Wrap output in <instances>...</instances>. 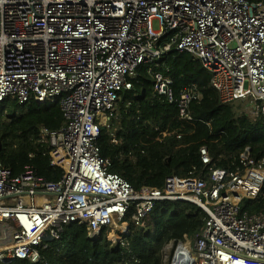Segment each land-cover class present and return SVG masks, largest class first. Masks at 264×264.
<instances>
[{
    "label": "built area",
    "instance_id": "2783aa9c",
    "mask_svg": "<svg viewBox=\"0 0 264 264\" xmlns=\"http://www.w3.org/2000/svg\"><path fill=\"white\" fill-rule=\"evenodd\" d=\"M175 51L199 61L210 84L176 68L189 85L176 124L152 142H165L160 155L196 137L205 143L200 152L207 167V144L223 134L191 107L204 97L199 85L206 98L213 87L222 103L244 102L240 114L264 120V0H0V103L58 102L63 113L55 128L40 126L60 180L47 179L32 165L20 175L0 165V262L44 261L42 252L68 224H85L97 241L125 223L133 207L132 219L141 226L157 203L176 202L198 207L207 218L189 245L185 234L186 243L164 249L165 264H176L181 247L192 264H264V163L249 148L243 167L233 172L211 168L169 176L163 188L139 193L111 173V160L102 156L103 125L112 120L121 128L122 92L134 89L143 65H149L153 98L176 101L172 70H162ZM130 136L113 133L109 144L122 149Z\"/></svg>",
    "mask_w": 264,
    "mask_h": 264
},
{
    "label": "trees",
    "instance_id": "16d2710c",
    "mask_svg": "<svg viewBox=\"0 0 264 264\" xmlns=\"http://www.w3.org/2000/svg\"><path fill=\"white\" fill-rule=\"evenodd\" d=\"M166 58L171 59L162 70L167 66L172 70L169 75L176 81L173 86L176 101L171 103L158 95L153 98L154 82L148 72L149 65H143L134 80V89L122 92L121 128L116 130L112 124L111 133L109 128H104L99 140L102 156L111 160L110 172L127 179L139 193L145 187L163 188L169 176L186 178L211 168L233 172L238 166L243 167L242 155L248 148L255 161L264 163V120H252L236 111L232 104L222 103L213 87L208 86L206 98L202 85L197 91L204 97L194 99L191 107L212 122L217 133L223 134L221 141L207 144L212 164L204 166L200 150L205 143L196 137L184 140L188 146L179 151L170 149L166 154H157L165 142L152 140L160 131L176 124L181 93L189 85L187 78L180 77L175 69L186 70L188 78L210 84V74L190 54L175 51ZM43 106L32 101L20 104L12 98L0 103V165L14 175H20L26 165H32L42 176L58 181L62 172L52 164L50 147L43 142L40 126L55 128L62 123L63 113L58 102ZM113 133L118 138L131 134L122 149L109 144ZM226 142L227 148L223 145ZM133 214L134 207L125 220L128 232L121 234L123 239L118 244L108 240L104 232L99 240L92 241L85 224L72 223L65 226L59 240L50 242L42 252L44 261L18 259L11 264H165L164 249L172 244L174 251L185 241L183 236L198 233L207 218L198 207L176 202L157 203L141 226L135 224Z\"/></svg>",
    "mask_w": 264,
    "mask_h": 264
},
{
    "label": "rangeland",
    "instance_id": "374dc122",
    "mask_svg": "<svg viewBox=\"0 0 264 264\" xmlns=\"http://www.w3.org/2000/svg\"><path fill=\"white\" fill-rule=\"evenodd\" d=\"M154 26H155V28H158V22L157 21L154 22ZM51 104L52 103H49V105H51ZM233 106H234L235 110L237 111L238 107L239 106H243L244 107L245 103L244 102H235L233 104ZM118 107L121 108V103H119ZM114 112L117 113L118 111L115 110ZM112 124H113V122H112V120H110L109 126L106 127V128H109V133H111L113 128H114L113 126H111ZM127 229L128 228H127L126 223H122V224L115 225V226H113L111 228H108L107 230H105L103 232L106 234L107 237H110L112 242H116L118 244L123 239L121 234L123 235L124 233H127L128 232ZM187 241H188V245H189L192 242L191 237H189V240H187ZM183 243H186V242H183Z\"/></svg>",
    "mask_w": 264,
    "mask_h": 264
},
{
    "label": "water",
    "instance_id": "95a60500",
    "mask_svg": "<svg viewBox=\"0 0 264 264\" xmlns=\"http://www.w3.org/2000/svg\"><path fill=\"white\" fill-rule=\"evenodd\" d=\"M105 128V125H103ZM183 246V245H182ZM176 264H192V259L190 254L184 247H181L177 252V262Z\"/></svg>",
    "mask_w": 264,
    "mask_h": 264
},
{
    "label": "bare ground",
    "instance_id": "6f19581e",
    "mask_svg": "<svg viewBox=\"0 0 264 264\" xmlns=\"http://www.w3.org/2000/svg\"><path fill=\"white\" fill-rule=\"evenodd\" d=\"M186 250V249H185Z\"/></svg>",
    "mask_w": 264,
    "mask_h": 264
}]
</instances>
